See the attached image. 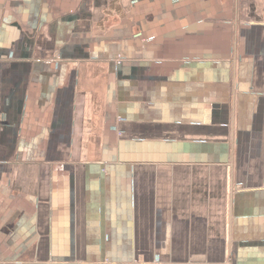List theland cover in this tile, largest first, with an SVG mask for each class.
<instances>
[{
  "label": "crops",
  "instance_id": "obj_1",
  "mask_svg": "<svg viewBox=\"0 0 264 264\" xmlns=\"http://www.w3.org/2000/svg\"><path fill=\"white\" fill-rule=\"evenodd\" d=\"M0 264H264V0H0Z\"/></svg>",
  "mask_w": 264,
  "mask_h": 264
}]
</instances>
